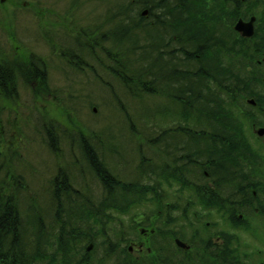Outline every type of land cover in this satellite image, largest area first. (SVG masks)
<instances>
[{"label":"trees","instance_id":"obj_1","mask_svg":"<svg viewBox=\"0 0 264 264\" xmlns=\"http://www.w3.org/2000/svg\"><path fill=\"white\" fill-rule=\"evenodd\" d=\"M116 1L108 9L104 26L101 24L98 28L107 30L100 34L99 31H78L77 36L89 38L85 44L87 49L102 41L117 48L115 52L103 48L112 66H116L111 68V74L133 95L136 96V92L154 95V87H161L157 93L161 92L168 104L154 114L151 111L150 136L159 134V137L151 138L148 145L153 152L158 151L156 155H160L164 163L143 158L137 170L138 179L126 184L104 163L97 162L98 156L87 154L106 194L98 204H90L80 194L65 202V197L57 194L54 197L56 216L46 225L44 218L32 223L20 219L16 194L6 181L0 182V264H108L115 256L119 260L120 252L123 259L124 250H119L120 242L113 236L115 225L122 221L119 217L142 208L152 209L149 205L160 199L153 190L166 188L168 182L166 177H158L156 173L172 156L176 158L173 180L181 189L199 190L204 167L212 168V177L222 178L223 182H229L235 172L242 177L250 171L240 165V159L249 157L254 148L241 137L240 119L244 116L240 110L264 109V0ZM145 10L148 11L146 16L143 15ZM252 16L258 20L255 37L244 38L234 30V25L239 19L249 20ZM92 37L100 38L101 42L91 40ZM149 39L152 44L146 47ZM71 60L70 63H77L74 56ZM27 63L32 67L40 66L39 62L23 55L0 61V74L6 76V82L0 81V87L9 92L10 86L14 88V72L29 81L36 78L38 70L33 76L29 75ZM44 71L42 69V81L47 84ZM250 98L255 99L256 107L247 104ZM160 126L163 129L158 131L156 128ZM209 136L225 145L233 144L239 153L234 156L223 150L219 156L223 163H199L201 142L210 140ZM103 141L104 147L105 139ZM86 142L84 136L82 145ZM187 146L190 148L188 163L181 162L179 159L185 155L180 151ZM240 149L248 154H242ZM3 153L0 147V175L4 170ZM258 167L255 162L256 173ZM63 180L66 183V177ZM64 186L63 190H70ZM136 191L141 192L136 194ZM195 198L196 203L192 204L197 208L202 205L211 210L226 208L224 197L221 201L219 196L200 192ZM89 243L94 244L91 252L86 250ZM93 251L98 253L90 259ZM117 259L114 258L115 264ZM138 264L154 263L148 257Z\"/></svg>","mask_w":264,"mask_h":264},{"label":"rangeland","instance_id":"obj_2","mask_svg":"<svg viewBox=\"0 0 264 264\" xmlns=\"http://www.w3.org/2000/svg\"><path fill=\"white\" fill-rule=\"evenodd\" d=\"M113 3L117 1H0V61L23 55L42 63L40 68L46 73L47 84L35 77L30 82L14 72V88L10 86L9 92L0 87V147L4 152L0 178L7 177L0 182L11 185L19 202L18 217L25 222L44 218V224H50L56 216L57 194L63 195L65 202L72 201L76 194L86 197L90 204L103 199L106 192L102 180L96 176L87 154L98 156L97 162L104 163L126 184L138 179L143 158L163 162L148 145L151 138L157 137L150 136L151 111L154 114L168 104L161 92L157 93L161 87H154V95H133L111 74V68L116 66H112L103 48L110 52L117 48L92 37L102 44L87 49L89 38L77 36L78 31L100 34L107 30L98 28ZM150 43L149 39L145 46ZM72 56L77 63H70ZM25 65L33 76L31 63ZM0 81L6 82L3 73ZM247 127L251 128L250 124ZM84 136L87 142L82 145ZM64 185L70 190H63ZM153 212L143 208L140 211L147 215ZM121 230V225L117 226L113 233L119 242ZM135 241L141 243L143 238L139 235ZM119 245L121 251L128 248L123 241ZM95 253L98 252L93 251L90 259ZM138 256V252L132 255L131 261ZM143 257L152 260L147 253ZM114 258L108 264H115ZM125 263L130 260L117 259V264Z\"/></svg>","mask_w":264,"mask_h":264},{"label":"flooded vegetation","instance_id":"obj_3","mask_svg":"<svg viewBox=\"0 0 264 264\" xmlns=\"http://www.w3.org/2000/svg\"><path fill=\"white\" fill-rule=\"evenodd\" d=\"M40 67L42 63L39 67H33V71L38 70L36 79L42 82ZM240 113L244 116L240 119L241 137L254 146L249 157L240 159V165L250 171L242 177L235 172L234 176L230 175L229 182H223L222 178L212 177V168L204 167L202 171L205 175L200 178L199 190L175 188L173 174L176 158L170 157L168 164L156 173L158 177H166L168 182L166 188L153 190L160 197L153 205H149L155 213L143 214L140 209L135 211V215L131 213L123 216V221L115 225V228L120 225L122 228L120 242L128 245L123 252V260L129 259L130 264H138L147 253L154 264H264V133L259 135L256 132L258 128L264 127V109L247 108L240 110ZM249 124L251 128L248 129ZM160 128L163 129V126L156 129L160 131ZM156 135L159 137V134ZM209 137L210 140L201 142L199 163H223L219 158L223 150L234 156L239 153L233 144L225 145L221 140H211ZM218 137L215 135V138ZM155 144L159 145V142ZM240 151L242 154L248 152L245 149ZM180 153L185 156L179 160L188 163L189 146L183 147ZM255 162L259 164L257 173ZM247 164L251 167H247ZM200 192L219 196L221 201L224 197L227 200L226 208L211 210L206 205L197 208L192 203H196L195 196ZM186 201L188 204H185ZM139 235L143 238L141 243L135 241ZM137 252L139 256L131 261L130 257Z\"/></svg>","mask_w":264,"mask_h":264},{"label":"water","instance_id":"obj_4","mask_svg":"<svg viewBox=\"0 0 264 264\" xmlns=\"http://www.w3.org/2000/svg\"><path fill=\"white\" fill-rule=\"evenodd\" d=\"M148 11L145 10L143 12V15H147ZM255 23H256V17H252L249 21H244L240 19L237 24L235 25V30L238 32H241L244 37H250L253 35L255 32ZM264 61V58H263ZM248 103L252 105H256V102L253 99L248 100ZM264 133V128H260L258 131V134H263ZM93 248V245H90L88 250H91Z\"/></svg>","mask_w":264,"mask_h":264},{"label":"bare ground","instance_id":"obj_5","mask_svg":"<svg viewBox=\"0 0 264 264\" xmlns=\"http://www.w3.org/2000/svg\"><path fill=\"white\" fill-rule=\"evenodd\" d=\"M146 16V15H145ZM241 35H242V33L241 32H239ZM255 32L253 33V35L251 36V38H253V37H255ZM243 36V35H242ZM244 37V36H243ZM246 38H248V37H246ZM250 38V37H249ZM251 99H253V98H251ZM254 101H255V99H253ZM256 102V101H255ZM256 105H257V102H256ZM256 105H254V106H256Z\"/></svg>","mask_w":264,"mask_h":264}]
</instances>
